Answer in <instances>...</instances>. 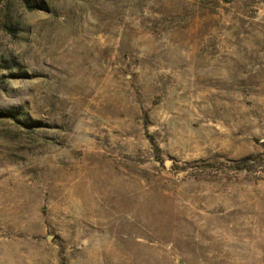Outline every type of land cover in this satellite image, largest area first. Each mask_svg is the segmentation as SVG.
Here are the masks:
<instances>
[{"label": "rangeland", "instance_id": "obj_1", "mask_svg": "<svg viewBox=\"0 0 264 264\" xmlns=\"http://www.w3.org/2000/svg\"><path fill=\"white\" fill-rule=\"evenodd\" d=\"M0 110V264H264V0H0Z\"/></svg>", "mask_w": 264, "mask_h": 264}, {"label": "trees", "instance_id": "obj_2", "mask_svg": "<svg viewBox=\"0 0 264 264\" xmlns=\"http://www.w3.org/2000/svg\"><path fill=\"white\" fill-rule=\"evenodd\" d=\"M19 114H20V112H18V111L0 110V120H14V121H18L19 120ZM37 126L40 127V126H43V125H37ZM247 161H248V158L243 160L244 163H246Z\"/></svg>", "mask_w": 264, "mask_h": 264}, {"label": "water", "instance_id": "obj_3", "mask_svg": "<svg viewBox=\"0 0 264 264\" xmlns=\"http://www.w3.org/2000/svg\"><path fill=\"white\" fill-rule=\"evenodd\" d=\"M165 164H166V166H169V165H170V161L167 160V161L165 162Z\"/></svg>", "mask_w": 264, "mask_h": 264}]
</instances>
